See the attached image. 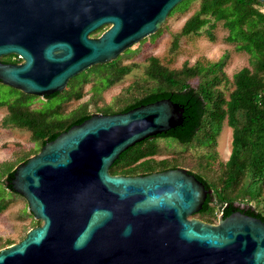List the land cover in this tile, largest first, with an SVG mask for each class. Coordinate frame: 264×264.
<instances>
[{
  "label": "water",
  "instance_id": "water-1",
  "mask_svg": "<svg viewBox=\"0 0 264 264\" xmlns=\"http://www.w3.org/2000/svg\"><path fill=\"white\" fill-rule=\"evenodd\" d=\"M180 1L0 0V81L61 91L159 29ZM11 52L22 62H3ZM183 110L165 97L98 111L16 164L10 186L41 223L0 248V264H264V220L240 208L215 223L191 216L213 189L186 167L110 173L122 151L179 125Z\"/></svg>",
  "mask_w": 264,
  "mask_h": 264
},
{
  "label": "trees",
  "instance_id": "trees-1",
  "mask_svg": "<svg viewBox=\"0 0 264 264\" xmlns=\"http://www.w3.org/2000/svg\"><path fill=\"white\" fill-rule=\"evenodd\" d=\"M189 1L181 0L170 14L175 10L185 9ZM199 2V7L188 15L180 30L174 34L172 47L175 48L180 35L199 33L205 25L214 27L217 21H221L228 32L226 40L236 42L238 48L249 53L250 66L243 65L232 74L233 88L226 97L222 90L217 88L222 79L228 81L221 71L223 61L217 60L206 64L196 61L171 69L161 64L155 55H151L145 65L146 78L152 81L148 89L140 97L126 102L117 109L109 104L98 109L103 113L126 111L144 102L169 97L183 105L182 121L166 132L146 136L122 151L109 166V171L113 174L135 175L176 167L178 164L171 159L157 160L151 156L159 150L155 141L157 137L173 138L182 145H191L194 139L203 145H215V138L223 120L226 119L232 131V149L227 159L219 163L217 175L207 179L200 170L188 169L194 172L205 186L213 189L205 198L201 210L193 214L204 221L213 222L218 217L216 209L224 217L240 208L247 214L264 220V12L259 9L263 3L258 0H199ZM117 59L98 62L95 64L98 66L96 69L91 65L85 71H81L83 78L74 81L75 87L85 81L86 75L93 71H99V86L117 82L130 70L128 65H117ZM66 85L68 87V83ZM9 86L19 93L6 101L0 100V105L7 104V112L0 124L29 130L32 139L38 143V148L19 157L18 163L40 151L44 143L53 139L59 131L81 122L94 113L87 111L86 105H82L64 114L60 109L61 102L48 110L30 109L26 103L29 97L34 95ZM72 89L73 83L67 89L44 96L52 98L71 90L65 99H70V96L79 97L77 89L75 91ZM72 93L75 94L71 95ZM208 156L214 155L211 153ZM14 167V162L8 160L0 163L2 187L0 210L8 203L9 194H20L11 188L8 181ZM32 220L33 226L41 223L39 220ZM12 242L13 240L9 239L5 245ZM5 245H0V248Z\"/></svg>",
  "mask_w": 264,
  "mask_h": 264
},
{
  "label": "rangeland",
  "instance_id": "rangeland-1",
  "mask_svg": "<svg viewBox=\"0 0 264 264\" xmlns=\"http://www.w3.org/2000/svg\"><path fill=\"white\" fill-rule=\"evenodd\" d=\"M188 3L185 9H178L172 14H168L159 29L142 37L117 57V65L130 66V70L117 82L107 86H99V71H93L89 72L86 75V80L81 82L79 86L77 85L76 88L74 81L77 82V80L83 78L82 72H80L67 82L68 87L73 83L74 89L72 90L77 89L79 97L70 96V99H65L71 90L59 93L52 98H45L44 95H34L29 97L30 99L26 103L27 107L48 110L61 102L60 109L64 114L82 105H86L87 111L94 113L99 111V107L107 104L117 109L126 102L140 97L148 89V85L152 81L146 78L145 65L151 55H155L161 64L171 69L179 68L184 63L189 65L196 61L203 64L217 60L223 61L221 71L228 81L222 79L217 88L221 89L223 94L228 97V92L233 88L231 83L232 74L243 65L250 66V55L246 50L238 48L236 42L226 40L228 32L222 26L221 21H217L214 27L209 24L205 25L199 33L180 35L175 48H173L172 39L174 34L180 30L184 20L200 4L199 0H190ZM107 25V23L101 25L91 32L90 36L96 37ZM93 66H95L93 69L98 67ZM68 87L66 85L62 90ZM18 93L9 84L0 83V100L6 101L16 94L18 95ZM6 105H0V121L7 112ZM231 132V127L227 125L226 119H224L215 138V145H203L197 139H194L191 145H182L173 138L157 137L155 141L159 150L151 156L157 160L171 159L178 166L186 167L189 170H200L207 179H212L218 173L219 163L224 162L231 152ZM36 148H38V143L32 139L29 130L14 125L5 127L0 124V163L8 160L16 165L19 162V157L31 153ZM211 153L214 156L207 157ZM7 201L6 206L0 210V245L7 244L9 239L13 242H19L25 237L28 229L34 227L32 219L35 218L29 213L23 195L9 194ZM215 212L217 216L220 213L217 209ZM39 221L41 222V220ZM216 221L217 219L213 222Z\"/></svg>",
  "mask_w": 264,
  "mask_h": 264
},
{
  "label": "flooded vegetation",
  "instance_id": "flooded-vegetation-1",
  "mask_svg": "<svg viewBox=\"0 0 264 264\" xmlns=\"http://www.w3.org/2000/svg\"><path fill=\"white\" fill-rule=\"evenodd\" d=\"M1 59H2L3 62L10 61V62H17V63H20L23 60L22 57L20 55H18V53H13V52H11V53H5V55H2L1 56ZM83 71H85V70H83ZM211 223H215V222H211Z\"/></svg>",
  "mask_w": 264,
  "mask_h": 264
},
{
  "label": "built area",
  "instance_id": "built-area-1",
  "mask_svg": "<svg viewBox=\"0 0 264 264\" xmlns=\"http://www.w3.org/2000/svg\"><path fill=\"white\" fill-rule=\"evenodd\" d=\"M259 9L264 12V2L263 5L259 7Z\"/></svg>",
  "mask_w": 264,
  "mask_h": 264
}]
</instances>
